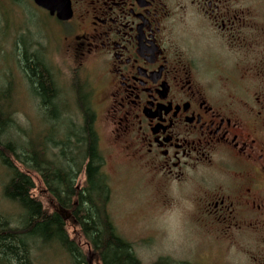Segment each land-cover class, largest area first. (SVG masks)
<instances>
[{
	"label": "flooded vegetation",
	"instance_id": "af4514ba",
	"mask_svg": "<svg viewBox=\"0 0 264 264\" xmlns=\"http://www.w3.org/2000/svg\"><path fill=\"white\" fill-rule=\"evenodd\" d=\"M64 1L67 19L28 3L76 62L68 90L101 108L127 160L188 185L221 264H264V0Z\"/></svg>",
	"mask_w": 264,
	"mask_h": 264
},
{
	"label": "trees",
	"instance_id": "16d2710c",
	"mask_svg": "<svg viewBox=\"0 0 264 264\" xmlns=\"http://www.w3.org/2000/svg\"><path fill=\"white\" fill-rule=\"evenodd\" d=\"M16 52L12 59L38 103L46 129L33 136L15 134L11 88L0 89L1 198L19 214L15 223L0 217V264H38L36 251L51 249L64 253L71 264H90V258L92 264H141L109 214L111 188L88 94L73 89V99L59 102L62 92L50 68L22 42L16 43ZM80 176L83 184L78 186ZM69 228L75 232L69 234Z\"/></svg>",
	"mask_w": 264,
	"mask_h": 264
},
{
	"label": "rangeland",
	"instance_id": "374dc122",
	"mask_svg": "<svg viewBox=\"0 0 264 264\" xmlns=\"http://www.w3.org/2000/svg\"><path fill=\"white\" fill-rule=\"evenodd\" d=\"M38 15L28 0H0V89L11 88L10 98L15 102L13 120L17 133H14L19 136L42 133L46 124L27 81L12 59L17 54L16 43L30 44L27 47L30 52L39 50V54L47 59L53 76L61 81L64 87L62 95L72 98L67 87L76 62L70 59L71 63L64 56L65 63L61 62L57 36L41 26ZM77 76L87 82L82 72ZM93 109L96 110L95 107ZM96 114L95 129L105 159L104 172L111 188L109 214L117 234L132 245L140 263L157 264L163 260L166 264H221V254L212 246L213 242L200 234L190 221L193 215L184 202V197L190 195L188 185H164L158 177L147 173L141 164L127 160L118 148L112 147L110 131L114 127L105 122L101 108H97ZM55 130L61 133L59 128ZM3 173L4 169L0 167V217L5 216L15 223L19 219L17 209L5 205L1 198ZM33 179L40 189L39 178L33 175ZM77 184H83V176L79 177ZM68 231L69 234L75 232L71 228ZM82 251L88 259L87 248H82ZM232 257V264H247L241 258L242 262L236 256ZM35 259L38 264H71L64 253L55 249L36 251ZM89 263L92 264V258Z\"/></svg>",
	"mask_w": 264,
	"mask_h": 264
},
{
	"label": "water",
	"instance_id": "95a60500",
	"mask_svg": "<svg viewBox=\"0 0 264 264\" xmlns=\"http://www.w3.org/2000/svg\"><path fill=\"white\" fill-rule=\"evenodd\" d=\"M33 2L40 7H43L50 11L53 14L54 11H57L58 15L64 19L69 18V5L68 2L64 0H33ZM61 2V8L56 7L58 3Z\"/></svg>",
	"mask_w": 264,
	"mask_h": 264
}]
</instances>
